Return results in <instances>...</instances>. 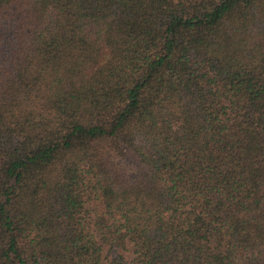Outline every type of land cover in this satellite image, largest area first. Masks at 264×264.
<instances>
[{
	"label": "trees",
	"instance_id": "obj_1",
	"mask_svg": "<svg viewBox=\"0 0 264 264\" xmlns=\"http://www.w3.org/2000/svg\"><path fill=\"white\" fill-rule=\"evenodd\" d=\"M0 264H264V0H0Z\"/></svg>",
	"mask_w": 264,
	"mask_h": 264
},
{
	"label": "rangeland",
	"instance_id": "obj_2",
	"mask_svg": "<svg viewBox=\"0 0 264 264\" xmlns=\"http://www.w3.org/2000/svg\"><path fill=\"white\" fill-rule=\"evenodd\" d=\"M125 256H128V253H127V254H125Z\"/></svg>",
	"mask_w": 264,
	"mask_h": 264
}]
</instances>
